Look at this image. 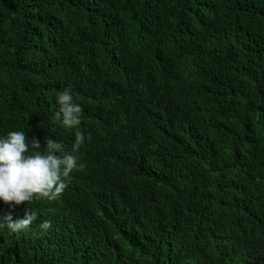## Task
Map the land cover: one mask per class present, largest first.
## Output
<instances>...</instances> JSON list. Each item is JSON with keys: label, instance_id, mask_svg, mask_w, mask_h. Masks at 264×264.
Listing matches in <instances>:
<instances>
[{"label": "trees", "instance_id": "trees-1", "mask_svg": "<svg viewBox=\"0 0 264 264\" xmlns=\"http://www.w3.org/2000/svg\"><path fill=\"white\" fill-rule=\"evenodd\" d=\"M66 87L83 166L0 264H264V0H0V134L72 151Z\"/></svg>", "mask_w": 264, "mask_h": 264}, {"label": "clouds", "instance_id": "clouds-1", "mask_svg": "<svg viewBox=\"0 0 264 264\" xmlns=\"http://www.w3.org/2000/svg\"><path fill=\"white\" fill-rule=\"evenodd\" d=\"M56 104L53 122L74 130L72 151H64L62 144L50 136L43 138L41 146L37 139L26 140L22 130L0 134V201L19 204L41 197L55 199L65 188L69 173L83 166L75 154L87 139L78 127L81 107L67 87L56 93ZM35 218L36 213L31 209L15 219L6 213L0 216V228L18 234L27 230ZM38 227L48 229L50 221L44 220Z\"/></svg>", "mask_w": 264, "mask_h": 264}]
</instances>
